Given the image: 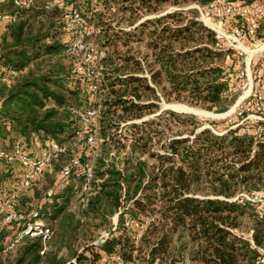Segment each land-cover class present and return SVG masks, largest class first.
Masks as SVG:
<instances>
[{
    "label": "trees",
    "instance_id": "trees-1",
    "mask_svg": "<svg viewBox=\"0 0 264 264\" xmlns=\"http://www.w3.org/2000/svg\"><path fill=\"white\" fill-rule=\"evenodd\" d=\"M20 1V6L15 0L0 4V12L8 17L0 32V152L10 154L19 143L34 156L38 139L46 148L50 140L67 145V139L80 134L73 113L82 107V96L87 97L80 85L88 79L83 73H73V54L67 52L68 45L62 40L67 31V7ZM116 1L95 0L103 9L99 13L93 10L99 22L106 13L112 14L101 33L106 54L97 61L104 107L99 127L102 143L94 166V180H101L100 188L92 183L96 193L78 219L71 213L72 205L69 210L67 203H55L56 193L48 195L57 180L30 204L29 212L37 211L39 217L46 214L57 223L59 232L69 226L67 232L72 234L88 219L105 217V211L117 214L116 228L99 250L87 246L74 254V264H260L256 248L264 249V208L241 195L264 194V133L259 137L253 131L245 134L242 127L223 135L210 129L198 132L200 124L195 117L169 110L127 126L128 134L117 133L122 123L157 112L160 97L168 103H188L216 113L235 102L233 89L240 87L244 57L199 20L195 9L146 19L130 32L116 30L121 24L133 26L143 16L168 6L196 4L205 9L214 0ZM74 2L71 0V6ZM113 4L117 13H111ZM86 20L90 27V19ZM90 35L86 41L93 37ZM135 44L147 51L143 57L132 52ZM145 72L149 78L142 76ZM150 97L155 104H145ZM191 125V134L183 137L180 130ZM174 127L176 133L169 135ZM127 147L131 149L121 168L110 154ZM74 157L68 147L53 162V169L57 167L59 173ZM78 159L81 164L87 162L85 156ZM0 161L4 164L0 197L17 195L21 200L24 193H13L14 188L5 183L19 164L3 157ZM80 169V165L73 167L70 176L82 180ZM20 176H16L17 183ZM17 209L29 213L19 204ZM0 225V264L68 263L54 251L45 250L41 256L42 239L29 236L10 260L8 254L16 248H6L16 234L12 232L16 224H6L0 217ZM48 228L52 234L46 244L50 246L55 238L52 227Z\"/></svg>",
    "mask_w": 264,
    "mask_h": 264
},
{
    "label": "built area",
    "instance_id": "built-area-1",
    "mask_svg": "<svg viewBox=\"0 0 264 264\" xmlns=\"http://www.w3.org/2000/svg\"><path fill=\"white\" fill-rule=\"evenodd\" d=\"M2 3L3 0H0V4ZM20 3V0H15L16 5L20 6ZM24 3L30 5L32 0H25ZM201 18L202 22L213 30L217 37L225 42L226 46L234 49L244 57L250 92L240 102L235 111L230 114V123H232L230 129L242 127L245 134L253 131L259 137L264 133V0L252 2L214 0L205 9H202ZM7 19L8 17L0 12V32ZM209 19L216 21L214 23L215 27L207 22ZM216 24H218L217 27ZM73 27L80 29V39L76 44V48L84 53V63L88 67H84L82 73L85 77L93 79L89 91L92 96H95L100 91V81L98 73H95L96 71L93 68L97 69L98 65L95 55L90 52L89 47L91 45L84 40L90 33L87 30L85 18L77 9L73 10V7H70L66 19L67 31L73 33ZM244 47L254 52L249 62ZM67 52L73 54V43L68 45ZM11 75L15 76L16 72H12ZM243 76L244 72L242 71L240 78L242 79ZM233 90L239 91L238 88ZM74 113L83 125L82 134H84L86 144L90 148L95 147L97 149L98 143L102 141L99 140L100 135L98 134L102 111L92 105L83 111L76 110ZM67 149L66 144L50 140L46 143V148L41 156H32L23 149L21 144L17 143L12 153L1 151L0 157L21 166L22 172L18 183V192L25 193L32 182L38 179L44 171L51 169L53 162L65 154ZM94 152L96 153V151ZM77 165H80L83 183L80 188L77 186L72 187V193L74 191L77 201L75 205L72 204V210L74 213L82 214V211L88 206L90 198L96 193L92 183L94 182L97 189L100 188L101 183V180H94V165L89 161L81 164L78 157H74L68 165L59 171L56 186L48 191V195H54L58 189L66 190L69 187L72 181L70 172ZM241 196L252 202H256L263 197L261 194L251 197L245 194ZM17 197V195L0 197V217L2 221L6 224L15 223L17 226V232L8 244L6 251L14 250L23 241L24 237L29 236L42 239L43 249L41 254H44L46 243L50 240L52 232L41 222L42 220L37 211H31L27 215L20 212L17 209ZM262 206L264 207V205ZM251 244L255 247L253 241H251ZM256 249L259 253L258 262L264 264V249Z\"/></svg>",
    "mask_w": 264,
    "mask_h": 264
},
{
    "label": "rangeland",
    "instance_id": "rangeland-1",
    "mask_svg": "<svg viewBox=\"0 0 264 264\" xmlns=\"http://www.w3.org/2000/svg\"><path fill=\"white\" fill-rule=\"evenodd\" d=\"M50 6L51 4H55L58 3L61 7H65L64 9H66L69 11L70 7H73V10L76 8H79V11L81 13H83L86 19H90V23L91 26L89 27L88 23H87V30L88 32L91 34V36L93 35V37L91 39H88V41H86V43H89L91 46L89 47L90 52H92L97 58V61L100 60L101 58H103L106 54V49L103 48L104 45V40L101 37V33H102V28L106 27V23L107 21L109 22V20H107V18H111V15H109L108 13H106L104 15V21H98L97 18L93 15V10L94 12L97 11L96 13H99L102 11V6L99 5L98 3L95 2V0L93 1H85V0H73L75 1L73 4L76 6H71V0H37V3H44V2ZM67 1L69 3H67ZM92 2V3H89ZM119 0L116 1V3H118ZM89 3V4H88ZM91 4V5H90ZM93 4V5H92ZM116 4H113V8H112V12L111 13H117L118 8L115 6ZM128 5V4H125ZM189 9H195V11H197L198 13V18L199 20L202 21L201 18V11L202 9L200 8L199 5L196 4H191V5H183L182 7H172V6H168L165 7L164 9H162L159 13L156 14H152V15H146L143 16L136 24H134L133 26H128L126 24H121L118 28H116V30H122L125 32H130L132 31L140 22L146 20V19H152L158 16H162L164 14L176 11V10H184L187 11ZM1 10L6 11V7H2ZM119 16L117 17L118 19L121 17L120 14H118ZM124 15L123 17L128 16V14H122ZM85 19V21H87ZM207 22L209 24H213L216 23V21H214V19H209L207 20ZM218 24H216L217 27ZM117 25L116 23H114L112 25L113 28H115ZM80 29L78 27H73V33H70L69 31H65V33L62 36V40L65 41V43H67V45H70L71 43H73V73L79 72L82 73V69L84 67H88L87 65H85L84 63V53L80 52L77 50L76 48V44L78 43V40L80 39V34H79ZM88 35V36H89ZM86 40V38L84 39ZM120 44V43H119ZM246 48V47H245ZM248 49V48H246ZM250 50V49H248ZM132 52L137 55L138 57H143V55L147 52L143 45H134L132 48ZM137 52H140V54H137ZM250 55H248V61H249ZM72 61V59H71ZM65 63H69V60L65 59ZM99 65V64H98ZM96 72L98 73V78L99 81H101V75H100V69L99 67H97V69H94ZM244 72V76L241 79V84L240 87L238 88L239 91H235L236 92V100L235 102L228 108V110L221 112V113H216L214 111H208L206 109H203L201 107H196V106H192L188 103H182V102H166L165 99L163 97H160V102H158V105L160 107V109L157 112H152V109H149L148 114H146L144 116L143 119L141 120H135V121H129L127 123H123L124 125H121L120 129L118 130L117 133H119V135H124V134H128L130 133V131L127 132V126H130L132 124H140L142 121H146V120H150L153 119L155 116H157L158 114H160L161 112L164 111H178L175 113L178 114H184V115H188V116H193L196 118V120L199 122L200 127L198 130L201 131V129L203 127H205V129H210L214 134H218V135H223L225 133H227V131L230 129L231 124L230 123V115L228 116V112H230L231 110H233L234 106L237 104V102L239 101L240 97L243 96V94L249 90L250 92V87L248 86V80H247V76H246V66L245 64H243V68L241 70V72ZM248 74L250 75V71L248 70ZM142 76L149 78L150 74L149 72H145ZM87 82L84 81V83L81 86V91L82 94H86L87 97L84 98V96H82V101L80 102L82 107L81 108H85L87 109V107L89 106H96L100 109V111L104 110V107L102 106V98H101V92L98 93L95 96H92L89 88L90 85L93 81V79H89L86 77ZM72 87V85H67V87ZM83 89V90H82ZM245 99V98H244ZM156 101L150 97L145 104H155ZM75 105L79 106V103H76ZM168 108H165V107ZM77 109V111L81 110ZM172 109V110H171ZM180 109V110H179ZM185 111V112H182ZM174 112V111H173ZM200 113H207V114H211L214 116H209V117H205L204 115L200 114ZM75 115V113H73ZM226 114V115H225ZM76 116V115H75ZM170 117H167V119ZM170 123V127H173V123L172 121L169 122ZM77 129L80 132V134H77V132L75 133L74 137H71V139H67L66 143L70 149V152L77 156V157H83L85 156L87 161H89L90 163H92L95 166V157L98 155L99 151H100V146L102 141H100L98 143V147L97 149L95 147L90 148L87 144H86V140L84 139V134H82L83 131V125L80 123V121L77 119ZM193 130L192 125L188 126L187 128H185V130L181 129L180 131H183V137H187L191 134V131ZM177 128L174 127V129L169 133V135H171L172 133H176ZM78 132V133H79ZM99 134V133H98ZM99 140H100V136H99ZM121 141L124 143L125 141H123L121 139ZM127 145L130 146L129 142H125ZM44 142L40 141L39 139L36 141V143L33 146V151H34V156H41L42 153L45 150V146L43 145ZM129 149H131L130 147H127V149H123L119 152L113 150V152L110 154V159L115 158L116 159V163L119 167H123V157L126 155L127 151H129ZM96 151V153L94 152ZM1 162V161H0ZM4 166V164H0V169H2ZM19 170V173L18 171ZM58 168H54L53 167L51 169L46 170V172L40 177V179L38 180V184L35 187H32L31 189L29 188L23 196L21 197V200L18 199L19 201V208L21 210L27 211V213L30 210V204L34 205L37 201L38 198L42 197L45 195L46 191L52 187L54 185V183L57 180V172ZM22 172V168L19 165H15L14 167V174L11 175L9 178V180H7L5 183L9 186L10 189L14 188V192L18 191V183L16 176H19L20 173ZM16 175V176H15ZM83 181L82 180H78V178H76L75 176L72 177V181L71 184L69 185V187L66 190H57L55 193L57 194L56 196V202L58 204H61L63 202L67 203V205L69 206V210H70V206L73 204L75 205L77 203L76 201V196L74 193H72V187L77 186V187H81ZM20 193V192H19ZM263 197L259 198V200H257L256 202L259 203V205L264 208L262 205H264V194H261ZM62 196L66 197L65 199H61L63 198ZM49 203H51V200H48ZM54 202V201H52ZM49 211V210H48ZM51 211V210H50ZM73 211V210H71ZM70 211V212H71ZM110 211V210H109ZM73 214H75V216H77V219L79 218V215L71 212ZM106 216L103 218H90L87 220V224H81L79 230L77 231V233H70L67 232L69 230V226H66V229H64L62 231V229H60L59 232V228H57V223L51 219H49V217H47L46 214H44V217L42 215L41 218V222L46 226V227H52V229L54 230V242L51 243V245H47L46 244V251H54L58 256L61 257V259L65 260L66 262L69 263H75V259H73V256L75 253H81L83 252L84 248H86L87 246H90L92 248H94L95 251L99 250V247L101 246V243L104 242V239L106 237H108V235L113 232L115 229V223H117V214H110L108 212L105 211ZM82 216V214L80 215ZM74 223L76 224V217L74 219ZM117 225V224H116ZM2 226L0 225V228ZM17 226L14 227L15 230H12V232H17L16 230ZM141 231V230H140ZM139 231V234H140ZM135 233H137V237L139 238L138 232H136V230L134 231ZM63 233L65 234L64 237H62ZM33 238V237H32ZM184 241V240H183ZM17 248L10 252V254H8V257L10 258V260L14 259L17 256ZM40 255L43 256L44 254H41L40 251Z\"/></svg>",
    "mask_w": 264,
    "mask_h": 264
},
{
    "label": "bare ground",
    "instance_id": "bare-ground-1",
    "mask_svg": "<svg viewBox=\"0 0 264 264\" xmlns=\"http://www.w3.org/2000/svg\"><path fill=\"white\" fill-rule=\"evenodd\" d=\"M244 49V51L248 54V55H250V58H251V56L253 55V51H251V50H248V49H246L245 47L243 48ZM250 58H249V61H250ZM248 61V62H249ZM249 94V90L248 91H246L244 94H243V96H241L240 97V99H239V101L237 102V104L234 106V108H233V110H231L230 112H228V115H230L231 113H233L234 111H235V109L237 108V106L240 104V102L247 96ZM180 110V109H179ZM200 114H202V115H204L205 117H209V116H214V115H211V114H207V113H200ZM226 115V114H225Z\"/></svg>",
    "mask_w": 264,
    "mask_h": 264
},
{
    "label": "water",
    "instance_id": "water-1",
    "mask_svg": "<svg viewBox=\"0 0 264 264\" xmlns=\"http://www.w3.org/2000/svg\"><path fill=\"white\" fill-rule=\"evenodd\" d=\"M165 108H168L167 106ZM172 110V109H171ZM174 112H178V111H175V110H172ZM182 112H185V111H182ZM205 129V127H203L201 130Z\"/></svg>",
    "mask_w": 264,
    "mask_h": 264
}]
</instances>
